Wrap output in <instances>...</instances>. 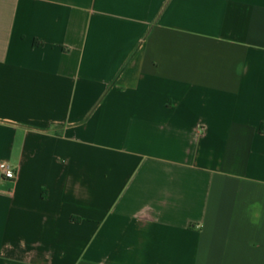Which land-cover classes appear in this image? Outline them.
<instances>
[{
    "label": "crops",
    "instance_id": "crops-1",
    "mask_svg": "<svg viewBox=\"0 0 264 264\" xmlns=\"http://www.w3.org/2000/svg\"><path fill=\"white\" fill-rule=\"evenodd\" d=\"M0 264H264V0H0Z\"/></svg>",
    "mask_w": 264,
    "mask_h": 264
},
{
    "label": "built area",
    "instance_id": "built-area-1",
    "mask_svg": "<svg viewBox=\"0 0 264 264\" xmlns=\"http://www.w3.org/2000/svg\"><path fill=\"white\" fill-rule=\"evenodd\" d=\"M0 174L6 180H15L17 178L16 168L7 161H3L0 163Z\"/></svg>",
    "mask_w": 264,
    "mask_h": 264
}]
</instances>
